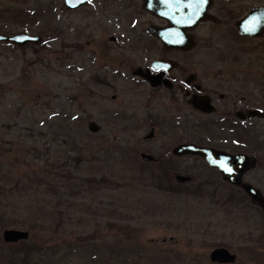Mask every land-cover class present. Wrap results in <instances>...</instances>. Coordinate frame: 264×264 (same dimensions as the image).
<instances>
[{
    "label": "rangeland",
    "instance_id": "1",
    "mask_svg": "<svg viewBox=\"0 0 264 264\" xmlns=\"http://www.w3.org/2000/svg\"><path fill=\"white\" fill-rule=\"evenodd\" d=\"M23 7L39 10L46 29L41 48L0 67V264H216V248L235 254L233 264H264V212L200 156L171 154L225 144L224 135L175 124L180 101L143 105L147 87L130 79L143 60L129 48L134 36L111 43L117 31L89 27L85 10L65 13L61 0ZM199 51L193 67L218 60ZM237 63V79L252 77L253 106L264 107V54ZM234 137L227 147L256 160L242 182L264 197V127ZM7 229L28 239L6 243Z\"/></svg>",
    "mask_w": 264,
    "mask_h": 264
},
{
    "label": "flooded vegetation",
    "instance_id": "2",
    "mask_svg": "<svg viewBox=\"0 0 264 264\" xmlns=\"http://www.w3.org/2000/svg\"><path fill=\"white\" fill-rule=\"evenodd\" d=\"M26 1L0 0V36L35 38L24 44L0 40V67L23 61L26 49L41 48L44 43L45 20L39 10L25 9ZM61 2L65 13L85 10L89 27L97 24L106 32L117 31L110 36L111 43L123 41L125 34L134 36L135 46L129 48L143 60L131 65L130 79L135 85L147 87L145 107L154 100L180 101L174 109L175 124L182 121L183 127L224 135L219 139L225 144L199 147L230 156L245 155L250 162H256L254 157L233 152L227 146L236 141L234 135L244 134L248 138L255 126L264 127V107L253 106L250 98L249 71L240 79L236 72L239 56L250 51L264 54V24L248 20L254 8L264 7V0H85L74 10L66 8L64 0ZM60 15L59 12L58 18ZM158 33L165 36V42ZM197 50L206 56L213 54L218 60L203 61L193 67L187 59ZM124 59L120 70L128 64ZM115 75L121 77L120 73ZM194 117L197 120H191ZM173 149L174 158H181L173 154ZM156 161L153 158L152 162ZM209 167L223 182L244 193L240 187L223 180L220 170Z\"/></svg>",
    "mask_w": 264,
    "mask_h": 264
},
{
    "label": "water",
    "instance_id": "3",
    "mask_svg": "<svg viewBox=\"0 0 264 264\" xmlns=\"http://www.w3.org/2000/svg\"><path fill=\"white\" fill-rule=\"evenodd\" d=\"M85 4V0H64V6L70 10H74L79 6ZM248 20L251 23L262 22L264 24V7L254 8L250 13ZM250 32V31H249ZM251 33V32H250ZM158 36L162 41L165 42V36L158 33ZM28 36H19L15 38H7L0 36V40H16L20 44L32 40ZM88 130L91 133H96L99 131V125L95 122L88 124ZM153 137V132L151 131L146 139H151ZM173 154L175 156H200L206 163L221 171L223 180L240 187L244 193L249 197L252 204L258 206L264 212V197L261 192L254 188L252 185L241 183V178L243 174L253 167L255 161H249L245 155L230 156L223 152L215 151L212 149H206L194 144H182L173 149ZM142 159H146L149 162L153 161V157L144 153L140 154ZM250 162V163H249ZM175 180L179 183H187L191 179L190 177L176 175ZM28 232L21 230L7 229L3 231V240L6 243L16 244L21 241L28 239ZM210 261L216 264H233L236 260V256L230 253L229 250L224 248H216L210 253Z\"/></svg>",
    "mask_w": 264,
    "mask_h": 264
},
{
    "label": "trees",
    "instance_id": "4",
    "mask_svg": "<svg viewBox=\"0 0 264 264\" xmlns=\"http://www.w3.org/2000/svg\"><path fill=\"white\" fill-rule=\"evenodd\" d=\"M28 254H29V251L25 252V256H26V257L24 258L25 260H27V258H28L27 255H28ZM20 260H21V259H20Z\"/></svg>",
    "mask_w": 264,
    "mask_h": 264
},
{
    "label": "snow or ice",
    "instance_id": "5",
    "mask_svg": "<svg viewBox=\"0 0 264 264\" xmlns=\"http://www.w3.org/2000/svg\"><path fill=\"white\" fill-rule=\"evenodd\" d=\"M204 2H206V0H204Z\"/></svg>",
    "mask_w": 264,
    "mask_h": 264
}]
</instances>
